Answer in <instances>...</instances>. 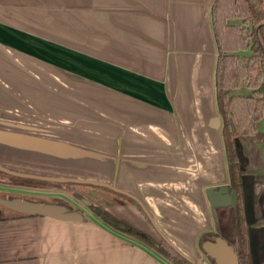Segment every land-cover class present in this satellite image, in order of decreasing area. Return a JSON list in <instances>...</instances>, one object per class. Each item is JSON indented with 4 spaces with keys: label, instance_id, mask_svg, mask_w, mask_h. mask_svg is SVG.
Returning <instances> with one entry per match:
<instances>
[{
    "label": "crops",
    "instance_id": "0c3cea01",
    "mask_svg": "<svg viewBox=\"0 0 264 264\" xmlns=\"http://www.w3.org/2000/svg\"><path fill=\"white\" fill-rule=\"evenodd\" d=\"M211 1L0 0L1 120L19 113L10 89L26 104H50L54 120V135L4 133L54 152V178L11 173L99 191L109 213L202 264L201 241L223 236L219 220L231 206L212 205L209 194L232 193L214 98ZM254 182L257 202L264 181ZM66 193L54 191V203L28 200L61 216L0 221V264H168L90 211L64 210Z\"/></svg>",
    "mask_w": 264,
    "mask_h": 264
},
{
    "label": "trees",
    "instance_id": "16d2710c",
    "mask_svg": "<svg viewBox=\"0 0 264 264\" xmlns=\"http://www.w3.org/2000/svg\"><path fill=\"white\" fill-rule=\"evenodd\" d=\"M209 13L216 49L214 98L221 120L220 134L227 162L228 184L235 195V203L230 206L228 214V227L222 238L233 247L238 264H253L242 184L244 156L241 143L247 140L260 146L264 156V3L263 0H212ZM239 89L246 92H236ZM261 120L263 129L260 131L258 123ZM9 176L27 179L18 175ZM259 186L254 182V200ZM128 201L139 207L131 199ZM87 207L114 231L147 246L168 264H197L165 238H155L115 217L106 210L103 202ZM26 216L30 215L0 205V221Z\"/></svg>",
    "mask_w": 264,
    "mask_h": 264
},
{
    "label": "rangeland",
    "instance_id": "374dc122",
    "mask_svg": "<svg viewBox=\"0 0 264 264\" xmlns=\"http://www.w3.org/2000/svg\"><path fill=\"white\" fill-rule=\"evenodd\" d=\"M19 90H21L24 98L26 93L27 96L33 99L32 94H29L25 89ZM1 91L2 89H0V94H2ZM10 92V107L12 109L16 108L13 111H19V113L11 112L9 115L10 122L6 120L7 116L3 122L1 120L3 112L1 106L2 99H0V166L2 165L0 169H3L0 170V199L33 200L39 203L50 201V203H54L52 193L54 191L60 192V190H65L68 194L66 193L65 199L61 200V203L66 206L64 210L73 211L77 208L76 210L83 209L89 211L87 207L89 203L94 205L100 203L99 193L101 194V192L99 191L63 187L50 181V183H46L43 179L41 181H34L30 178V180L28 178L25 180L9 176L12 174V171H21L24 173L30 172L31 174H35V176L38 175L44 178H54V152L23 147L24 144L18 142L21 141L20 137L4 134L5 130L9 129L11 131L17 130L34 133H42L44 131L49 136L54 135V120L46 119V117L50 118V114H52L51 105L45 101H42L43 104L36 103L29 105L26 104L27 102L24 99H18L19 93L17 90L10 89ZM20 116L21 119H19ZM258 129H263L262 120L258 123ZM48 138L50 137L44 136V139ZM242 142L244 143L241 144V151L245 158L243 168L247 170L243 177L245 206L253 264H264V185L261 187V194L257 202H253L252 200L254 181H264V156L261 155V158L258 156L259 146L252 145L247 140H243ZM50 164H53V166ZM252 172L255 173L254 176ZM72 194L76 195L72 196ZM219 221L222 234H224L228 227V217L224 219V216H221ZM224 224L226 225L223 226ZM202 257L204 258L202 264H213L210 258L205 255H202Z\"/></svg>",
    "mask_w": 264,
    "mask_h": 264
},
{
    "label": "water",
    "instance_id": "95a60500",
    "mask_svg": "<svg viewBox=\"0 0 264 264\" xmlns=\"http://www.w3.org/2000/svg\"><path fill=\"white\" fill-rule=\"evenodd\" d=\"M214 123L216 127L219 125L217 117L214 119ZM209 199L214 206L233 205L235 203L234 193L218 195L212 192L209 194ZM0 205L7 209L30 215L61 216L60 209L54 205L38 204L27 200L0 199ZM201 249L204 255L210 258L214 264H238L237 255L233 247L221 236H217L213 240H205L201 244Z\"/></svg>",
    "mask_w": 264,
    "mask_h": 264
}]
</instances>
